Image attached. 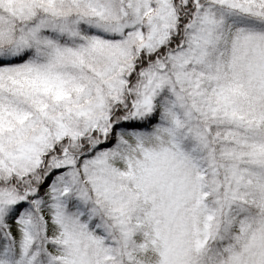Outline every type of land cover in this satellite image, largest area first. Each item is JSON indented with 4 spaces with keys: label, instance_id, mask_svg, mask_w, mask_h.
<instances>
[{
    "label": "snow or ice",
    "instance_id": "6c2138e0",
    "mask_svg": "<svg viewBox=\"0 0 264 264\" xmlns=\"http://www.w3.org/2000/svg\"><path fill=\"white\" fill-rule=\"evenodd\" d=\"M0 264H264V0H0Z\"/></svg>",
    "mask_w": 264,
    "mask_h": 264
}]
</instances>
